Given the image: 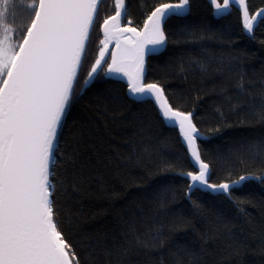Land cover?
<instances>
[{
	"label": "trees",
	"instance_id": "trees-1",
	"mask_svg": "<svg viewBox=\"0 0 264 264\" xmlns=\"http://www.w3.org/2000/svg\"><path fill=\"white\" fill-rule=\"evenodd\" d=\"M159 2L169 0H126L122 24L141 28ZM247 2L250 12L264 8V0ZM113 5L102 0L99 24ZM254 31L251 37L242 29L236 5L216 16L209 0H190L187 13L168 19L167 45L146 57L145 82L161 84L173 107L193 112L201 132L220 130L198 140L211 163L210 183L264 170V23ZM102 39L97 27L86 69ZM127 89L109 74L75 109L85 132V179L81 195L60 193L66 222L70 212L86 239L111 241L133 220L148 239L159 231L162 244L132 249L129 264H264V184L249 181L231 199L202 190L188 199L189 181L179 173L196 169L178 127L152 98L136 100ZM53 164L60 181L63 162Z\"/></svg>",
	"mask_w": 264,
	"mask_h": 264
},
{
	"label": "snow or ice",
	"instance_id": "snow-or-ice-1",
	"mask_svg": "<svg viewBox=\"0 0 264 264\" xmlns=\"http://www.w3.org/2000/svg\"><path fill=\"white\" fill-rule=\"evenodd\" d=\"M101 2L0 0V264H129L132 249L162 244L159 231L148 239L134 220L111 241L102 236L86 239L74 216L69 212L66 222L62 212L60 193L81 195L85 179V132L83 124L77 128L75 109L90 87L109 74H123L132 98H154L162 117L178 125L196 169L179 173L189 181L188 199L196 190L231 199L249 181L264 184V170L210 183L211 163L203 158L198 140L220 130L201 132L193 112L173 107L161 84L145 82L146 55L167 45L168 19L187 13L190 0L155 4L142 29L122 24L128 17L126 0H114L113 13L99 24ZM210 3L216 16L230 14L236 5L241 27L251 37L264 23V8L250 12L247 0ZM21 12H27L26 21L18 18ZM97 27L103 39L86 69ZM260 116L264 119V112ZM54 159L63 162L60 181Z\"/></svg>",
	"mask_w": 264,
	"mask_h": 264
},
{
	"label": "water",
	"instance_id": "water-1",
	"mask_svg": "<svg viewBox=\"0 0 264 264\" xmlns=\"http://www.w3.org/2000/svg\"><path fill=\"white\" fill-rule=\"evenodd\" d=\"M210 1V0H209ZM213 9H214V7H213ZM214 12H215V9H214ZM143 26H144V24L142 25V27H141V29L143 28ZM101 32H102V29H101ZM102 35H103V32H102ZM112 45V44H111ZM110 45V46H111ZM160 49H158V50H156V51H150L147 55H146V57L149 55V54H152V53H155V52H157V51H159ZM146 57H145V61H146ZM110 75H113V76H116V77H118V78H120V79H124L125 81H126V77H124L123 76V74H119V73H117V74H110ZM127 91H128V94L132 97V94L130 93V91H129V89H127ZM153 100H154V98H152ZM154 102H155V100H154ZM155 104L158 106V103L157 102H155ZM158 108H159V106H158ZM161 112V111H160ZM162 114V113H161ZM168 124H170V125H174L172 122H170V121H167V120H165ZM174 126H177L178 127V125H174ZM186 145V144H185Z\"/></svg>",
	"mask_w": 264,
	"mask_h": 264
},
{
	"label": "flooded vegetation",
	"instance_id": "flooded-vegetation-1",
	"mask_svg": "<svg viewBox=\"0 0 264 264\" xmlns=\"http://www.w3.org/2000/svg\"><path fill=\"white\" fill-rule=\"evenodd\" d=\"M22 17L24 21L27 20V12L18 13V18Z\"/></svg>",
	"mask_w": 264,
	"mask_h": 264
},
{
	"label": "rangeland",
	"instance_id": "rangeland-1",
	"mask_svg": "<svg viewBox=\"0 0 264 264\" xmlns=\"http://www.w3.org/2000/svg\"><path fill=\"white\" fill-rule=\"evenodd\" d=\"M133 28H134V27H133ZM137 29H141V28H137ZM110 45H111V44H110ZM110 45H109L110 48L115 47L114 43H113L111 46H110ZM108 58H109V60H110V56H109ZM105 67H106V65H105ZM113 74H117V73H113Z\"/></svg>",
	"mask_w": 264,
	"mask_h": 264
}]
</instances>
